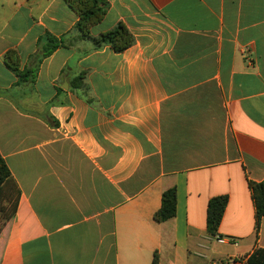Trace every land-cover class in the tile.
Returning a JSON list of instances; mask_svg holds the SVG:
<instances>
[{
  "label": "crops",
  "instance_id": "obj_1",
  "mask_svg": "<svg viewBox=\"0 0 264 264\" xmlns=\"http://www.w3.org/2000/svg\"><path fill=\"white\" fill-rule=\"evenodd\" d=\"M106 2L85 37L66 0H0V155L18 191L0 198L6 212L18 196L0 264H248L264 250L249 188L264 181V0ZM120 23L131 47L95 44ZM171 188L176 216L158 223Z\"/></svg>",
  "mask_w": 264,
  "mask_h": 264
},
{
  "label": "trees",
  "instance_id": "obj_2",
  "mask_svg": "<svg viewBox=\"0 0 264 264\" xmlns=\"http://www.w3.org/2000/svg\"><path fill=\"white\" fill-rule=\"evenodd\" d=\"M66 2L79 15L77 28L85 37H88L89 29L102 21L108 9L106 0H66ZM96 45H111L116 52H122L131 47L134 43V37L124 24L120 23L115 29L103 33L99 38L93 39ZM42 46V56H50L59 46L57 40L50 35L45 36L40 40ZM5 63L21 81L33 80L35 71L20 70L19 59L15 51H9L5 56ZM82 80V76L78 78ZM13 180L11 172L6 165L4 159L0 155V198L7 196L13 197L18 194V191L13 190ZM249 188L252 192L254 205L256 209V221L259 226L264 218V181L249 182ZM17 196V195H16ZM16 201L11 202L10 210L16 206ZM228 203L227 196L212 198L208 203L207 208V230L212 236H216L221 224L226 206ZM177 211V190L171 188L165 191L162 195V204L158 212L154 216V220L158 223L166 222L176 216ZM152 264H159L157 253L154 255ZM248 264H264V250L256 251L248 261Z\"/></svg>",
  "mask_w": 264,
  "mask_h": 264
},
{
  "label": "rangeland",
  "instance_id": "obj_3",
  "mask_svg": "<svg viewBox=\"0 0 264 264\" xmlns=\"http://www.w3.org/2000/svg\"><path fill=\"white\" fill-rule=\"evenodd\" d=\"M2 212H3V214H4V213L6 214L5 216H7V214L10 213V209L7 208V209H6V212H5V211H3V208L0 207V214H1ZM2 219H4V216H0V221H1Z\"/></svg>",
  "mask_w": 264,
  "mask_h": 264
},
{
  "label": "built area",
  "instance_id": "obj_4",
  "mask_svg": "<svg viewBox=\"0 0 264 264\" xmlns=\"http://www.w3.org/2000/svg\"><path fill=\"white\" fill-rule=\"evenodd\" d=\"M218 241H219V242H221V243H223V242H224V240H223V239H221V238H218Z\"/></svg>",
  "mask_w": 264,
  "mask_h": 264
}]
</instances>
